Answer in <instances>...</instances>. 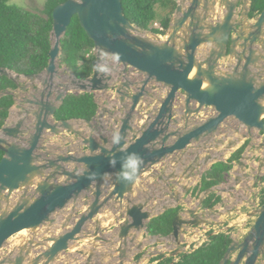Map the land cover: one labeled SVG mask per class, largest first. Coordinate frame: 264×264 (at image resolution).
<instances>
[{"label":"water","instance_id":"obj_1","mask_svg":"<svg viewBox=\"0 0 264 264\" xmlns=\"http://www.w3.org/2000/svg\"><path fill=\"white\" fill-rule=\"evenodd\" d=\"M252 3L178 0L163 36L128 19L122 0H66L54 8L48 66L34 74L0 67V77L17 85L0 89V99L12 94L15 100L0 128V264H130L146 245L140 239L149 235L148 222L181 202L184 193L175 181L192 178L202 165L197 156L187 163L179 153L215 138L230 117L238 119L234 133L241 137L230 140L225 153L249 140L238 164L242 172L248 165L250 171L257 168L256 179L262 182L264 156L256 167L245 154L256 144L254 131L264 133V9L251 17ZM75 15L95 43L97 61L85 79L62 62V39ZM105 66L110 71L98 70ZM75 90L109 99L105 105L96 99L99 109L91 120L58 119L65 98ZM206 107L216 113L196 120ZM106 117L122 137L119 145L107 133ZM224 140L210 148H220ZM257 146L264 149V141ZM133 153L143 164L135 181L125 183L118 177L123 159ZM172 156L177 157L175 167L150 176L175 196L174 205L166 202L159 213V197L148 193L141 181ZM243 180L235 179L237 184ZM181 188L193 193L189 185ZM217 188L205 190L200 205ZM187 214L191 217L181 212L175 217L168 235L178 245L183 226L209 223L200 206ZM249 216L255 219L244 239L232 237L218 264H228L236 251L230 264L245 258L244 264H256L264 253V203ZM86 240L88 247L76 250L82 259L65 256L72 244ZM159 254L151 252L135 262Z\"/></svg>","mask_w":264,"mask_h":264},{"label":"trees","instance_id":"obj_2","mask_svg":"<svg viewBox=\"0 0 264 264\" xmlns=\"http://www.w3.org/2000/svg\"><path fill=\"white\" fill-rule=\"evenodd\" d=\"M66 0H45L43 13L33 12L16 7L9 0H0V67H8L18 73L34 74L43 71L50 60L52 46L53 10ZM251 17L264 9V0H252ZM125 14L133 23L142 29L152 28L155 21H161L167 30L170 17L174 13L178 0H122ZM164 11L165 14H162ZM165 33V32H164ZM95 43L82 27L78 15L72 19L66 35L62 39V62L67 64L80 78L92 75L97 57L93 53ZM16 83L6 77H0V89H16ZM12 94L0 99V128L9 117L14 104ZM99 105L95 93H70L58 110V119L83 118L93 119ZM249 140L234 151L227 160L218 161L201 177L200 183L193 187V193L223 184L236 162H239ZM4 151L0 149V161ZM264 182V176L262 179ZM264 203V186L262 187ZM223 200L217 192L210 193L203 203L204 208H213ZM181 207L170 208L148 222V232L154 236H168L173 232V221L180 213ZM233 242L232 235L227 232H211L209 241L192 251H182L177 257L159 254L152 257L150 264H218ZM177 258V260H176Z\"/></svg>","mask_w":264,"mask_h":264},{"label":"rangeland","instance_id":"obj_3","mask_svg":"<svg viewBox=\"0 0 264 264\" xmlns=\"http://www.w3.org/2000/svg\"><path fill=\"white\" fill-rule=\"evenodd\" d=\"M18 2L23 3L25 5V7L23 8L25 9L31 10L33 12L43 13L45 0H9V3L12 5H16V3ZM161 13L165 14L164 11H161ZM157 21L160 22V19ZM93 53L96 54L95 49L93 50ZM112 59L113 58H110L108 63H113ZM62 65L63 64L60 62V66ZM65 73L67 74V72ZM132 78L134 79L135 76H132ZM154 85L155 84L152 83L150 85V88L154 87ZM163 92L164 90L160 88L159 94ZM74 93L78 94L80 92L78 90H75ZM95 96L99 103L103 105H105L106 101L109 99V96L103 93L96 92ZM182 99L183 97L182 95H180L178 98L179 110H182L183 107ZM214 113H216L214 108L206 107L199 116H195V119L201 121L202 119H205L206 117L213 115ZM104 122L108 123L107 133L113 136L116 128L114 126V123L112 122V119L106 117L104 118ZM96 124L99 125V121H97ZM238 127V119H236L235 117H230L220 128L218 135L215 138H208L200 144L201 146L199 144H196V147L188 150H183L179 153L181 157L185 156L184 158L187 163H192L194 157L197 156L199 158V161L202 162V165L198 167L197 170L193 173L192 178L188 180H181V184H179L178 181H175L174 185L176 186V188L183 191L184 193L181 202L177 206L181 207V213H184V217L186 218L191 217L189 214H187L188 209L200 206V211H206L207 215L205 217L208 218L209 223L198 226H183L181 235L182 243L180 245H178L174 241V238L171 236L146 238V234H144V237H142L140 240L144 241L146 245L134 258V262L132 261L130 262V264H136L135 261L137 259H139L141 256L148 255L151 252L155 254L165 253L167 256H170L171 254L174 255L173 252L177 249L191 251L192 249L199 247L200 244L209 241L208 237L210 231L224 232L229 228L231 229L232 237H234L238 241L243 239L255 219V217H250L249 213L261 206V200L263 197L262 187L264 186V184L256 179V175L259 173L257 168H255L253 171H250L248 165L246 171L242 172V167L239 166L238 163H236L233 170L226 176V181L223 184L218 185V188L215 190L224 198V203L217 204L215 209H205L202 205H200L199 198L203 196V192L190 194L189 192H186L181 188V185H189L191 188L198 185L200 183L202 174L210 169L216 159H222L225 157L226 159L229 158L231 153L234 152L236 148L243 145L244 142L238 143L236 145V148L230 150L227 154L225 153L228 150V142L230 140H238L241 137L240 134L234 133ZM244 132L246 131L242 130V133ZM254 135L256 137V144L253 145L252 148L247 149L245 154L249 157L248 163L250 165L256 166L260 159L264 156V149L257 146L258 143L264 141V135L261 134V132L259 133L258 131H254ZM73 139L74 138L72 137L71 141H73ZM220 139H225L224 142L220 145V148H210L211 146H215ZM54 147H56V145ZM224 154H226V156H224ZM210 156L213 158L212 161H210L209 163H205V159L209 158ZM176 158V156H172L165 162L163 166H155L152 173H147L144 180L141 181L142 185L146 187L148 193L159 197L158 202H156L161 206V211L159 213L163 211L162 206L166 205L167 203H172L171 205H174L175 196L172 195L166 184L160 183V185H158L150 176L153 173L159 174L163 169L171 170L172 167H175L174 163H172V160ZM254 158L257 159L256 163H254ZM262 175H264V170L262 172ZM236 177H242L244 178V180L242 181V183L237 184L235 181ZM155 178L157 179V176H155ZM139 193H142L141 188H138V194ZM64 212L67 213L68 210H65ZM112 222L113 220L110 221V223ZM89 226L90 224L87 227ZM87 241L88 240L75 242L74 244H72L71 250L67 251L65 256L76 259V257L79 256L78 254H76V250L87 248ZM78 258L82 259L81 256H79ZM143 259L144 258H142V261H140V263L138 264H150L151 258H146L145 260Z\"/></svg>","mask_w":264,"mask_h":264},{"label":"clouds","instance_id":"obj_4","mask_svg":"<svg viewBox=\"0 0 264 264\" xmlns=\"http://www.w3.org/2000/svg\"><path fill=\"white\" fill-rule=\"evenodd\" d=\"M16 7L23 8V7H25V5L23 3L18 2V3H16ZM163 34H165V33H163ZM117 59H118V57H117ZM98 70L101 72L110 71V69L107 67H99ZM121 139H122V137H121L119 132L114 133V135L112 137L113 145H119L121 142ZM112 163L114 164L115 161H112ZM142 164H143V158L140 157L138 154L133 153V154L126 156L123 159L122 171L119 174L118 179L121 180L122 182H125V183L134 182ZM104 178L109 179L110 177L106 175ZM176 260H177V258H176Z\"/></svg>","mask_w":264,"mask_h":264},{"label":"flooded vegetation","instance_id":"obj_5","mask_svg":"<svg viewBox=\"0 0 264 264\" xmlns=\"http://www.w3.org/2000/svg\"><path fill=\"white\" fill-rule=\"evenodd\" d=\"M261 134H264V133H262L261 132ZM236 163H238V162H236ZM263 184H264V182H262ZM181 212V211H180ZM211 232H213V231H210L209 232V234L211 233ZM224 232H227V233H229V234H231V229H226ZM215 233H219V232H215ZM209 238V237H208ZM243 239H244V237H243ZM243 239H241V240H239V242H242V240ZM205 243V242H204ZM203 244V243H202ZM202 244H200V246L202 245ZM195 249V248H194ZM179 249H177V250H175L173 253H175V252H177ZM193 250V249H192ZM191 250V251H192ZM183 251H186V252H188V250H183ZM237 254H238V252L236 251V252H234L232 255H231V260L232 259H235L236 258V256H237ZM172 255V254H171ZM178 256V255H177ZM177 256H175V257H177ZM152 259V258H151ZM246 259V258H245ZM244 259V260H245ZM135 260V259H134ZM230 260V261H231ZM244 260L241 262V264H244ZM230 261H229V263L228 264H230ZM256 264H264V253H262V254H260V256H259V258H258V260H257V263Z\"/></svg>","mask_w":264,"mask_h":264},{"label":"built area","instance_id":"obj_6","mask_svg":"<svg viewBox=\"0 0 264 264\" xmlns=\"http://www.w3.org/2000/svg\"><path fill=\"white\" fill-rule=\"evenodd\" d=\"M152 28H154V29H158V30H159V33H158V34H160V35H162V36H163V33L166 32V29H165V27L162 25L161 21H160V22H159V21H155V22L153 23V25H152ZM188 247H189V245H188Z\"/></svg>","mask_w":264,"mask_h":264},{"label":"crops","instance_id":"obj_7","mask_svg":"<svg viewBox=\"0 0 264 264\" xmlns=\"http://www.w3.org/2000/svg\"><path fill=\"white\" fill-rule=\"evenodd\" d=\"M235 164H236V163H235ZM205 172H206V171H205ZM205 172H204V173H205ZM204 173H203V174H204ZM203 174H202V175H203ZM150 236H151V235L149 234L148 237H150ZM12 240H13V238H12ZM12 246H13V245H12ZM12 246H11V245H8L7 247H8V248H11ZM7 247H5V248L1 251V254H2V255L6 254L5 250L7 249ZM132 261L134 262V260H131V262H132Z\"/></svg>","mask_w":264,"mask_h":264},{"label":"bare ground","instance_id":"obj_8","mask_svg":"<svg viewBox=\"0 0 264 264\" xmlns=\"http://www.w3.org/2000/svg\"><path fill=\"white\" fill-rule=\"evenodd\" d=\"M25 231H26V230H23V231L21 232V234L25 233Z\"/></svg>","mask_w":264,"mask_h":264}]
</instances>
